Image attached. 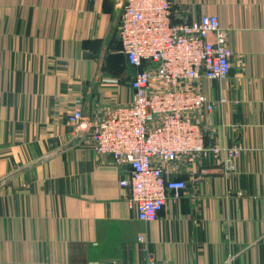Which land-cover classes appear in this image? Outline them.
Instances as JSON below:
<instances>
[{
	"label": "crops",
	"instance_id": "obj_1",
	"mask_svg": "<svg viewBox=\"0 0 264 264\" xmlns=\"http://www.w3.org/2000/svg\"><path fill=\"white\" fill-rule=\"evenodd\" d=\"M171 1L175 21L215 13L227 30L229 76L199 83L224 150L181 168L183 194L145 222L127 166L68 121L132 100L125 0H0V264H264V0Z\"/></svg>",
	"mask_w": 264,
	"mask_h": 264
},
{
	"label": "built area",
	"instance_id": "obj_2",
	"mask_svg": "<svg viewBox=\"0 0 264 264\" xmlns=\"http://www.w3.org/2000/svg\"><path fill=\"white\" fill-rule=\"evenodd\" d=\"M174 9L171 0H125L117 35L120 52L136 69L132 100L112 104L92 122H85L81 107L68 114L75 131L87 129L95 153L127 166L121 185L145 222L183 194L187 184L175 177L181 168L224 150L206 142L203 120L214 104L199 83L229 76L227 30L215 13L175 21ZM239 150L226 149L231 158ZM139 241L147 242L144 235ZM155 263L149 254V264Z\"/></svg>",
	"mask_w": 264,
	"mask_h": 264
},
{
	"label": "water",
	"instance_id": "obj_3",
	"mask_svg": "<svg viewBox=\"0 0 264 264\" xmlns=\"http://www.w3.org/2000/svg\"><path fill=\"white\" fill-rule=\"evenodd\" d=\"M124 4H125V2H123V4H122V9H121V12H120V16H118L119 18H121V16H122V12H123V8H124ZM119 21H120V19L117 20V22L115 23V29H116V27H118Z\"/></svg>",
	"mask_w": 264,
	"mask_h": 264
},
{
	"label": "trees",
	"instance_id": "obj_4",
	"mask_svg": "<svg viewBox=\"0 0 264 264\" xmlns=\"http://www.w3.org/2000/svg\"><path fill=\"white\" fill-rule=\"evenodd\" d=\"M119 46H120V42H119ZM126 60H127V58H126ZM127 62H128V60H127ZM128 64H129V62H128ZM130 65V64H129ZM131 66V65H130Z\"/></svg>",
	"mask_w": 264,
	"mask_h": 264
}]
</instances>
